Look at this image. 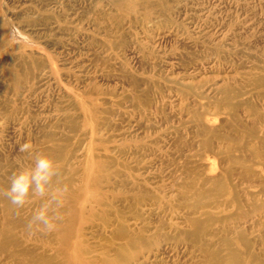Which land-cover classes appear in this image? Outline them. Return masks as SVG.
<instances>
[{"label": "rangeland", "instance_id": "374dc122", "mask_svg": "<svg viewBox=\"0 0 264 264\" xmlns=\"http://www.w3.org/2000/svg\"><path fill=\"white\" fill-rule=\"evenodd\" d=\"M24 143L68 192L0 264H264V0H0V190Z\"/></svg>", "mask_w": 264, "mask_h": 264}, {"label": "clouds", "instance_id": "9594fccd", "mask_svg": "<svg viewBox=\"0 0 264 264\" xmlns=\"http://www.w3.org/2000/svg\"><path fill=\"white\" fill-rule=\"evenodd\" d=\"M12 35L15 38L14 31ZM20 151L31 157V164L13 173L9 177V187L0 190V195L6 197L17 210L24 208L32 199L40 200L41 206L33 213L26 228L29 234H51L56 231L61 219L68 189L57 184L60 169L52 157L34 152L30 143L22 144Z\"/></svg>", "mask_w": 264, "mask_h": 264}]
</instances>
